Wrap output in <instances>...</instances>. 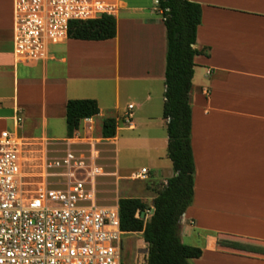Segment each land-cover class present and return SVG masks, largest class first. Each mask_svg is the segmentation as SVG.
<instances>
[{
    "label": "crops",
    "instance_id": "1",
    "mask_svg": "<svg viewBox=\"0 0 264 264\" xmlns=\"http://www.w3.org/2000/svg\"><path fill=\"white\" fill-rule=\"evenodd\" d=\"M106 1L115 6L114 38L68 37L50 45L49 59L25 64L14 56L15 0H0V133L17 129L21 115L18 131L42 144L41 157L61 156L69 148L88 155L93 142L97 149L106 142L113 157L105 159L99 149V177L141 179L146 168L152 184L166 182L175 175L167 119H158L160 134L147 129L150 113L143 124L134 121V110L143 105L161 107L163 115L168 44L158 0ZM191 1L202 6L195 43L201 53L194 58L191 89L195 183L180 237L202 250L192 264H264V0ZM82 98L96 99L100 113L83 119L69 137L67 101ZM108 117L118 121L113 138L102 136ZM56 120L65 123L64 136ZM141 141L151 165L121 175V148ZM113 159L116 168L107 171L104 160Z\"/></svg>",
    "mask_w": 264,
    "mask_h": 264
},
{
    "label": "built area",
    "instance_id": "2",
    "mask_svg": "<svg viewBox=\"0 0 264 264\" xmlns=\"http://www.w3.org/2000/svg\"><path fill=\"white\" fill-rule=\"evenodd\" d=\"M114 12L106 0H15L14 56L25 64L47 60L50 45L68 39L72 21ZM16 122L21 127L23 117ZM18 128L0 133V264H124L119 208L97 203L104 171L95 142L88 155L71 148L44 155L36 173L27 158L32 142ZM147 174L143 168L139 178ZM153 209L136 217L146 222Z\"/></svg>",
    "mask_w": 264,
    "mask_h": 264
},
{
    "label": "trees",
    "instance_id": "3",
    "mask_svg": "<svg viewBox=\"0 0 264 264\" xmlns=\"http://www.w3.org/2000/svg\"><path fill=\"white\" fill-rule=\"evenodd\" d=\"M167 29V56L163 117L167 119V154L173 163L175 175L166 182L157 181L150 188L155 193L150 218L145 222L136 217L138 210L145 213L151 205L139 197H120L118 208L120 227L124 233L141 232L147 243V264H192V258L202 255L199 247L182 242L181 217L191 205L195 183V161L191 146V89L194 58L201 53L195 48L197 30L202 21V6L191 0H158ZM117 34L114 15L74 20L70 23L69 38L107 40ZM100 113L96 99H69L66 105L68 136L72 137L85 118ZM118 121L104 119L102 136H116Z\"/></svg>",
    "mask_w": 264,
    "mask_h": 264
},
{
    "label": "rangeland",
    "instance_id": "4",
    "mask_svg": "<svg viewBox=\"0 0 264 264\" xmlns=\"http://www.w3.org/2000/svg\"><path fill=\"white\" fill-rule=\"evenodd\" d=\"M59 46V45H56ZM54 47V46H53ZM139 96V94H137ZM137 102V100H134ZM155 106V102H154ZM135 118L134 121H140L143 124V117L146 115H152V126H147V129L152 133L160 134L163 128L160 126L158 119L162 118V108H151L149 105H143L140 108L136 107L134 110ZM140 124V125H142ZM10 131H14V128L8 127ZM1 130V126H0ZM56 130L61 134H66V125L61 120H56ZM140 130H146V127L141 126ZM147 131V130H146ZM137 131L130 132L136 133ZM121 133H129L121 132ZM142 142V141H141ZM136 144H125L121 148V158H120V173L121 175L131 174L132 172L140 171L143 166L149 167L151 165V159L148 157L147 150L144 143ZM98 148L101 149V156L105 159L108 157H113L112 151L110 150V144L102 142ZM42 144L39 142H32L27 146V158L32 162L31 171L39 173L41 171V151ZM147 151V152H146ZM107 171H114L116 168L115 160H104ZM33 173V174H36ZM152 176H147L146 179H135L131 177L121 178L116 175H110L106 177H99L97 187L99 188L98 201L100 206H113L117 204V198L126 197H139L146 204L151 205L154 197V192L150 188L152 184ZM123 246H122V258L125 252H128L131 262L130 264H147V243L143 239L141 232L135 233H124L122 236ZM124 262V259H123Z\"/></svg>",
    "mask_w": 264,
    "mask_h": 264
},
{
    "label": "flooded vegetation",
    "instance_id": "5",
    "mask_svg": "<svg viewBox=\"0 0 264 264\" xmlns=\"http://www.w3.org/2000/svg\"><path fill=\"white\" fill-rule=\"evenodd\" d=\"M123 259H124V264H130L131 259H130V256H129L128 252H125L123 254Z\"/></svg>",
    "mask_w": 264,
    "mask_h": 264
},
{
    "label": "water",
    "instance_id": "6",
    "mask_svg": "<svg viewBox=\"0 0 264 264\" xmlns=\"http://www.w3.org/2000/svg\"><path fill=\"white\" fill-rule=\"evenodd\" d=\"M147 252H148V249H147Z\"/></svg>",
    "mask_w": 264,
    "mask_h": 264
}]
</instances>
